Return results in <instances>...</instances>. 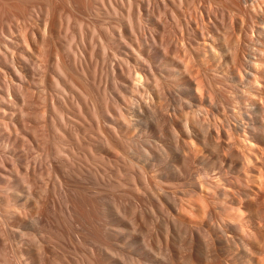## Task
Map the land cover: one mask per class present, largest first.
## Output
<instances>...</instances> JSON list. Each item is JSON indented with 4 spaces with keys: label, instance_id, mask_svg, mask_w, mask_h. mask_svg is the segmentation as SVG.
<instances>
[{
    "label": "rangeland",
    "instance_id": "1",
    "mask_svg": "<svg viewBox=\"0 0 264 264\" xmlns=\"http://www.w3.org/2000/svg\"><path fill=\"white\" fill-rule=\"evenodd\" d=\"M30 1L0 0V264H264V0Z\"/></svg>",
    "mask_w": 264,
    "mask_h": 264
},
{
    "label": "bare ground",
    "instance_id": "2",
    "mask_svg": "<svg viewBox=\"0 0 264 264\" xmlns=\"http://www.w3.org/2000/svg\"><path fill=\"white\" fill-rule=\"evenodd\" d=\"M20 1H22V0H20ZM32 1V0H31ZM30 1V2H31ZM31 5H30V7H32V8H36V9H34V10H38V7H36V5L35 4H33V2L32 3H30ZM41 7V6H40ZM43 9H45L46 10V12H47V9L46 8H43ZM40 10V9H39ZM42 10V9H41ZM43 11V10H42ZM45 12V11H44ZM34 14V13H33ZM46 14V13H45ZM32 15V14H31ZM45 18V17H44ZM44 23H45V26H47V20L46 19H44ZM263 30V29H262ZM263 33H264V30H263ZM21 38V40H22V42L24 43V44H26V45H32V44H34L35 42H36V37H35V35H34V32H32V31H30L27 35H25V36H21L20 37ZM22 57V56H21ZM20 57V58H21ZM240 125H242L241 124V122H240ZM166 163H167V165H171L170 163H168V161H167V159H166Z\"/></svg>",
    "mask_w": 264,
    "mask_h": 264
}]
</instances>
